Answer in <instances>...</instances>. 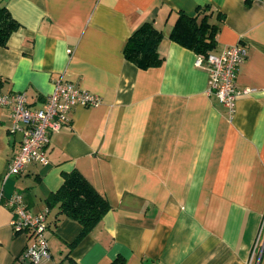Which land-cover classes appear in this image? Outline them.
<instances>
[{
    "label": "crops",
    "instance_id": "obj_1",
    "mask_svg": "<svg viewBox=\"0 0 264 264\" xmlns=\"http://www.w3.org/2000/svg\"><path fill=\"white\" fill-rule=\"evenodd\" d=\"M19 23L0 46V92L44 105L55 79L101 97L77 105L49 135L47 163L2 182L21 135L0 106V264H23L28 242L11 226L6 199L47 210L49 256L37 264H264V0H4ZM209 7L219 53L240 43L232 115L207 92L198 54L171 40L180 12ZM217 13L220 16H217ZM145 22L163 37L161 63L142 69L123 47ZM79 171L110 208L77 239L80 224L54 222L47 197ZM71 244V245H70Z\"/></svg>",
    "mask_w": 264,
    "mask_h": 264
},
{
    "label": "built area",
    "instance_id": "obj_2",
    "mask_svg": "<svg viewBox=\"0 0 264 264\" xmlns=\"http://www.w3.org/2000/svg\"><path fill=\"white\" fill-rule=\"evenodd\" d=\"M247 56L243 44L235 43L219 53L209 52L198 55L196 63L208 71L207 92L213 94L233 114L235 100L249 92L247 87H238L235 81L236 69ZM101 103V97L62 78L55 79L52 90L45 96L44 105L31 108L26 94L19 92H0V106L9 109L11 124L9 132L21 135L18 150L9 159L2 182L19 174L27 164H46L45 147L49 135L57 131L68 120V114L77 105L94 107ZM6 206L14 214L11 226L15 233H24L28 242L21 253L23 264H37L49 256L47 244V210L29 211L21 194L15 193L6 199ZM255 251L247 264H253Z\"/></svg>",
    "mask_w": 264,
    "mask_h": 264
},
{
    "label": "trees",
    "instance_id": "obj_3",
    "mask_svg": "<svg viewBox=\"0 0 264 264\" xmlns=\"http://www.w3.org/2000/svg\"><path fill=\"white\" fill-rule=\"evenodd\" d=\"M217 16L220 14L217 13ZM210 17L209 7H198L192 16L180 12L169 37L198 55L205 56L215 47L217 25L210 21ZM19 26L4 0H0V46L6 45L10 34ZM162 37V32L152 23H143L124 44L125 59L142 69L159 65L162 59L158 54V45ZM46 201L49 207H56L54 222L61 216H66L80 224L81 230L77 239L87 234L110 208L106 198L76 170L64 175L61 186ZM68 262L77 264L72 260ZM109 264H124V258L117 256Z\"/></svg>",
    "mask_w": 264,
    "mask_h": 264
}]
</instances>
